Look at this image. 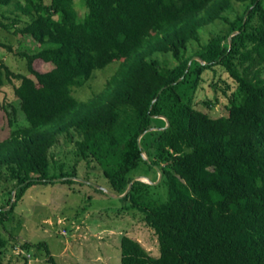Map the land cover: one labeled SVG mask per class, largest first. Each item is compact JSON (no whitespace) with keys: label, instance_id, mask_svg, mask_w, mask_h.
I'll use <instances>...</instances> for the list:
<instances>
[{"label":"trees","instance_id":"16d2710c","mask_svg":"<svg viewBox=\"0 0 264 264\" xmlns=\"http://www.w3.org/2000/svg\"><path fill=\"white\" fill-rule=\"evenodd\" d=\"M83 2L80 16L74 0H0L12 14L0 25L38 44L34 52L18 53L27 73L1 63L5 76L16 80L13 93L26 119L0 140V177L15 182L11 208L2 209L11 197L0 204L1 228L27 186L76 176L62 165L49 171L50 148L59 135L74 131L76 153L97 163L112 192L123 193L141 164L156 177L159 170L167 189L166 198L156 200L148 182L135 180L121 198L126 211L141 212L159 253L150 255L123 234L120 264H264V0ZM217 21L227 30H212L201 40ZM160 55L173 63L161 62ZM34 61L52 67L41 71ZM112 62L115 71L100 91L84 100L73 95ZM219 69L234 86L220 79L226 112L215 117L194 100L205 72ZM216 101L206 96L204 102ZM159 115L168 126L146 131L138 141L148 128L165 126ZM9 239L0 233V264ZM33 245L46 246L21 242L23 253L15 256L23 264H32L24 252Z\"/></svg>","mask_w":264,"mask_h":264},{"label":"rangeland","instance_id":"374dc122","mask_svg":"<svg viewBox=\"0 0 264 264\" xmlns=\"http://www.w3.org/2000/svg\"><path fill=\"white\" fill-rule=\"evenodd\" d=\"M47 3L49 0H44ZM74 6L80 16L85 12L83 0H74ZM239 8V5L236 4ZM8 7L0 5V22H11ZM228 25L217 21L205 27L201 40H205L212 30L223 33ZM13 30V29H12ZM0 42L6 46H0V99L4 107L0 108V140L7 137L10 131L17 125L26 123L24 114L19 108V100L13 93L14 78H7L1 63H4L15 73H27L25 60L18 53L20 51L34 52L38 44L29 36L16 34L8 31L0 25ZM197 46L194 44L193 49ZM159 60L166 64H172L171 58L160 55ZM35 68L41 71L51 69V64L34 61ZM117 63L112 62L103 68L94 71V77L89 79L84 86L75 87L73 95L84 100L100 91L107 80L115 71ZM205 82L195 93V106L210 114L219 116L226 112L225 104L227 99L223 96L220 79H225L233 85L227 74L218 70L216 75L212 72H205ZM28 76L33 77L28 73ZM216 86L214 87V85ZM217 98V101L206 104L205 98ZM14 108V109H13ZM13 109V112L11 111ZM10 112V115L8 113ZM12 119L13 124L9 123ZM79 135L72 131L71 135H59L57 142L50 148V173L59 171L58 165L63 170L77 172L76 176L91 181L94 184L106 187L107 181L101 176V171L95 161L89 164L76 153L75 141ZM145 155V154H144ZM57 166L55 167V165ZM139 174L152 181L157 180L155 171L141 164L137 170ZM156 178V179H155ZM150 184V183H149ZM15 182L0 177V204H5L9 197L10 203L2 209H10L14 202ZM150 195L153 199L164 200L167 196V189L164 184H150ZM107 188V187H106ZM127 201L121 198L112 197L94 185L78 181L65 183L62 181L47 183H32L27 186L19 195L13 210L8 213L5 227L1 228V237L10 238L3 248V260L5 264H23V258L15 256L14 245L20 247L21 242L33 244L42 242L46 246H31L26 252L30 256L32 264H50L47 261V250L53 256L56 264H72L79 262L70 253L66 260L60 257L63 247L68 245H80L79 255L88 257L89 264H120V237L123 234L138 240L152 256L159 253L157 237L153 230L142 221V214L137 210L126 211L124 206ZM104 229V230H103ZM114 231V235L109 232ZM61 230H66L62 234ZM99 231V232H98ZM80 235V237H78ZM110 237L113 245L110 248L103 245L106 238ZM13 239L16 240L13 245ZM81 241V243H80ZM80 243V244H79ZM90 246V249H88ZM19 250V249H17ZM25 252V253H26ZM73 252H75L73 250ZM72 256V257H71Z\"/></svg>","mask_w":264,"mask_h":264},{"label":"water","instance_id":"95a60500","mask_svg":"<svg viewBox=\"0 0 264 264\" xmlns=\"http://www.w3.org/2000/svg\"><path fill=\"white\" fill-rule=\"evenodd\" d=\"M235 33H236V31L232 32V33L229 35V37H228V41H229V42H230L231 36H232L233 34H235ZM194 58L200 60L201 63H205L201 58H199V57H197V56H195ZM159 117L163 118V119L166 121L165 126H164V127H160V128H156V127L148 128V129L145 130L143 133L139 134V136H138V138H137L138 141H140V138L142 137V135H143L146 131L153 130V129H163V128H165L166 126H168V124H169L168 119H167L165 116H163V115H159ZM142 156H143L144 159L148 160L147 156L144 155V153H142ZM155 168L158 170V167H157V166H155ZM67 178H72V179H75V180H78V181H82V182H85V183H88V184L94 185L95 187L102 189L104 192H106L108 195H110V196H112V197H115V198H122L124 195H126V194L130 191L131 186H132V183H133L135 180H141V181L148 182V183H150V184H156V183H158V182L160 181V179H161V172L158 170V177H157V180H155V181H152V180H150L149 178H147V177H145V176H142V175H136V176H134L133 179L129 182V184H128L126 190H125L123 193H121V194L114 193V192H112L111 190H109V189L106 188V187L100 186V185H98V184H94V183H92V182L89 181V180H86V179H83V178H79V177H77V176H69V177L64 176V177L53 178L52 180H53V181H62V180H65V179H67ZM4 209H7V208H4Z\"/></svg>","mask_w":264,"mask_h":264},{"label":"crops","instance_id":"0c3cea01","mask_svg":"<svg viewBox=\"0 0 264 264\" xmlns=\"http://www.w3.org/2000/svg\"><path fill=\"white\" fill-rule=\"evenodd\" d=\"M104 230V229H103ZM99 232V231H98ZM109 232H111V234L112 235H114L113 233H114V231L112 230V229H109ZM78 237H80V235H78ZM110 237H108V238H106V240L104 241V243H103V245L102 246H106V247H108V248H110V245L113 243V241L111 240V239H109ZM80 243H81V241H80ZM79 243V244H80ZM113 245V244H112ZM79 246L80 245H78V246H76V245H68V246H65V247H63V250L61 251V254H60V257L64 260H66V257L67 256H69V254L71 253L72 254V256H74L77 260H81L83 263L82 264H89L88 263V257L86 256L85 257V255H79L77 252H78V249H79ZM114 246V245H113ZM88 249H90V246H88ZM73 250L75 251V252H73ZM76 250H77V252H76ZM71 256V257H72ZM79 263V262H78ZM80 264V263H79Z\"/></svg>","mask_w":264,"mask_h":264},{"label":"built area","instance_id":"2783aa9c","mask_svg":"<svg viewBox=\"0 0 264 264\" xmlns=\"http://www.w3.org/2000/svg\"><path fill=\"white\" fill-rule=\"evenodd\" d=\"M61 233L65 235L67 232H66V230H61ZM17 249H19V250H17ZM14 251L16 253H23V251L21 250V248L19 246L18 247L15 246L14 247ZM25 254H26L27 257H29V263H30V256H29V254H27V252Z\"/></svg>","mask_w":264,"mask_h":264}]
</instances>
